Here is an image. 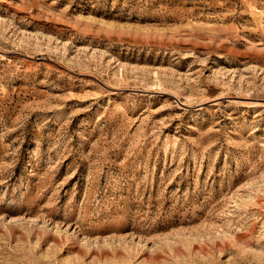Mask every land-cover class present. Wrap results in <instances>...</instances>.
<instances>
[{
  "label": "rangeland",
  "instance_id": "1",
  "mask_svg": "<svg viewBox=\"0 0 264 264\" xmlns=\"http://www.w3.org/2000/svg\"><path fill=\"white\" fill-rule=\"evenodd\" d=\"M0 264H264V0H0Z\"/></svg>",
  "mask_w": 264,
  "mask_h": 264
}]
</instances>
